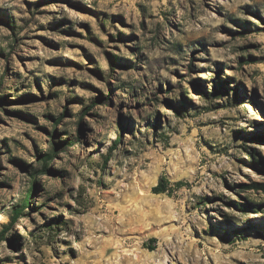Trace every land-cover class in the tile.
<instances>
[{"label":"rangeland","instance_id":"1","mask_svg":"<svg viewBox=\"0 0 264 264\" xmlns=\"http://www.w3.org/2000/svg\"><path fill=\"white\" fill-rule=\"evenodd\" d=\"M253 182L264 0H0V264H264Z\"/></svg>","mask_w":264,"mask_h":264},{"label":"trees","instance_id":"2","mask_svg":"<svg viewBox=\"0 0 264 264\" xmlns=\"http://www.w3.org/2000/svg\"><path fill=\"white\" fill-rule=\"evenodd\" d=\"M60 118H58L57 120H59ZM56 120V122H57ZM115 143L117 141H114ZM68 144H72V141L69 140ZM53 151H50L48 153H45L42 158H41V162H42V167L40 169H36L38 171L35 172H30V175L33 179H35L37 177V175L43 170H48V160L50 158H52L53 156ZM251 157H253V154H250ZM41 170V171H39ZM36 182V181H35ZM34 182V184H35ZM252 188H257V187H264V183H257V182H253L249 185ZM32 190V189H31ZM31 190H27L26 195L24 196L23 200L21 201L20 205L16 206L15 208H13L11 216H10V222L8 224L5 225L4 229L1 231L0 233V239L2 237L5 236V234L7 233V231L12 227V225L14 224V222L18 219V217H21V215L23 214L24 211V207H27L30 203V199H31V195L30 192ZM152 191L154 193H164L167 191V184L165 183L164 179L160 178L157 182V184L155 186L152 187ZM153 249V247L151 248Z\"/></svg>","mask_w":264,"mask_h":264}]
</instances>
